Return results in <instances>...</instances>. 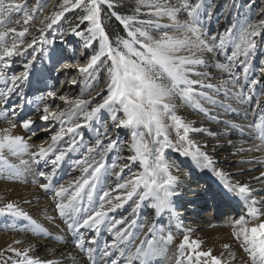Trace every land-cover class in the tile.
Here are the masks:
<instances>
[{
	"label": "snow or ice",
	"instance_id": "1",
	"mask_svg": "<svg viewBox=\"0 0 264 264\" xmlns=\"http://www.w3.org/2000/svg\"><path fill=\"white\" fill-rule=\"evenodd\" d=\"M45 3L51 0L31 8L28 0H0V123L6 125L0 127V174L32 175L38 190L51 193L46 219L60 218L72 246H53L41 256L38 241L50 236L49 230L16 200L0 197V216L11 217L7 227L26 234L0 248V264H264V197L259 194L264 191V90L256 96V86L264 84V58L254 63L258 51L264 57V7L252 12V4L246 5L251 14L241 22L233 0L223 17L229 26L209 32L206 20L215 4L208 0H134L128 14L120 0H59L33 28ZM106 10L125 30L114 43L104 24ZM69 13L74 19L58 36L82 42L78 51L85 63L71 80L79 91L72 98L57 90L28 97L24 85L34 53L39 46L47 55L48 36L63 27ZM17 59L24 61L19 74L12 71ZM244 104L254 105L245 109L252 116L246 126L220 118L218 109L238 113ZM181 105L223 123L226 131L241 136L247 131L250 140L234 153L240 157V178L228 179L215 164L208 145L196 136L219 137L178 114ZM38 121L49 135L34 145L17 129L35 136ZM84 127L95 132L89 144L79 131ZM121 129L129 132L126 141L119 138ZM167 149L211 170L225 195L243 202V214L229 221V239L219 249L193 239L191 229L181 231L173 198L181 194L182 177L173 173L176 165L167 159ZM74 152L80 154L72 161L78 175L60 183L62 162ZM110 153L115 159L109 163ZM11 157L19 164L9 163ZM248 164L256 167L246 169ZM149 204L155 215L140 219L141 207ZM121 209L127 214L116 215ZM164 214L167 226L157 219ZM102 233L108 240L101 244Z\"/></svg>",
	"mask_w": 264,
	"mask_h": 264
},
{
	"label": "bare ground",
	"instance_id": "2",
	"mask_svg": "<svg viewBox=\"0 0 264 264\" xmlns=\"http://www.w3.org/2000/svg\"><path fill=\"white\" fill-rule=\"evenodd\" d=\"M36 4L37 3L35 2L33 6ZM79 66H81V64H78V61H68V68L64 67V70L62 68L58 69V67V70L55 68L52 71L55 73L52 83L57 82V86L58 84H61V87H53L56 84H52L50 87H45L44 90H41V95H45L48 90H57L58 92H63L65 95L67 93V96H70V93L73 91L72 89L75 87L65 86V81H57V78H59L58 75H60V72L65 74L67 73V75H69V72L71 71L76 73ZM35 83L36 80L33 84ZM28 84L31 85L29 82ZM34 86L36 89L37 84ZM24 87H26V84ZM26 90L28 91L26 93L28 97L34 98L37 94V90L35 92H33V89ZM219 99L223 100V95H221ZM57 103L59 104L61 102L57 101ZM234 106L236 105L234 104ZM247 106L248 105L240 106L238 113H226L223 109H218V112L222 120H229L238 124L242 123L246 126L247 122L252 119L251 114L245 111ZM205 107H211V105H205ZM28 111H31V108H29ZM178 114L185 119L194 120L198 124H202V126L208 127L216 132L219 139L213 136H206L202 138L199 134H197L196 138L201 140L202 144L208 145V151L211 153L213 161L224 171L225 176L228 179L240 178L239 172L237 171L238 168H240L238 163L240 157L234 155V153L241 144L250 140L247 131L243 136H241L238 130L229 129L226 131L223 123L218 124L214 121H210L205 118L203 113L184 105L180 106ZM41 124H44V122L38 121L34 127L36 128ZM4 126L6 125L0 123V127ZM17 131L25 134L26 137L30 136L31 142L34 145L41 144L42 142H38V140L40 141V138L46 134V132L41 131L40 133H37V135L31 136L30 133H24L23 129H17ZM229 140L237 147H232V144L228 143ZM166 153L167 159L175 162L176 167L172 169L173 173H178L182 177V186L179 189L181 194L178 197L173 198L175 214L179 216V219L182 222L181 231L191 229L193 239L203 240L205 242V247H213L214 250L219 249L220 242L227 241L229 239L231 231L229 221L234 218H238L239 215L243 214V202L239 201L235 197H232L231 194L225 195V189L220 178L214 175L211 170H203L197 167L190 158L179 156L175 150L167 149ZM260 158L264 159V157ZM23 159H28V157L25 155ZM72 161L73 159L69 160L68 157H66L65 162H62L59 176L56 178L60 183L72 179L74 175H78V173L73 172ZM9 163L19 164V160L15 157H11L9 158ZM0 167H3L2 162H0ZM254 167H256V165H245L246 169ZM139 170L142 169H133V171ZM125 173L127 174V170H125ZM33 193H35V196ZM259 194L261 197H264V191H260ZM0 197L7 200H16L21 204V207H23L26 211H29L39 223L49 230L51 235L43 237L38 241L39 248L37 250L41 256L45 254L48 248L53 246H67L68 248H71L72 234L63 231L65 225L60 218L57 217L55 223L46 219L45 212L43 210L48 209V215L51 214V209L49 207L52 200L51 193L45 194L42 190H38L36 185L33 183L32 175H22L18 178H13L11 176H6V174H0ZM37 197L39 198L40 203L36 202ZM22 198L29 199L32 203L25 204L23 203ZM130 203L131 202L129 201V204ZM127 207L128 205H125V208ZM120 214L126 215L127 213L124 209H121L116 215ZM138 215L140 219L146 220L153 217L155 214L149 204L148 206H142ZM157 219H160L165 226L169 224V216L167 214H164L162 217ZM10 220L11 217L0 216V248L6 247L7 244L11 243L14 239L25 238L26 234L22 231L14 232L7 227L8 221ZM175 224L176 221L172 220L171 226L174 232L176 231ZM27 235L34 236L35 234ZM177 238H182L180 233H177ZM58 240L59 243H57ZM105 240H108V234L102 233L100 237L101 244ZM153 264H157V262L154 261Z\"/></svg>",
	"mask_w": 264,
	"mask_h": 264
},
{
	"label": "rangeland",
	"instance_id": "3",
	"mask_svg": "<svg viewBox=\"0 0 264 264\" xmlns=\"http://www.w3.org/2000/svg\"><path fill=\"white\" fill-rule=\"evenodd\" d=\"M17 2L24 3L25 1L17 0ZM35 2L36 3L43 2V0H28V6L30 8L33 7V4ZM58 2H59V0H51V3H45L44 9L36 17V20L34 19L32 21L33 28L39 27V21L42 20L44 18V16L48 15L52 10H54V8L58 4ZM208 2L215 4V10L213 12L211 19L206 20L207 29L209 30V32H216L218 30L223 31V29L225 27L229 26V22L225 21L223 19V17L225 15V13L229 11L230 6L233 3V0H208ZM120 3L124 6H126L123 9L124 14L130 13L132 7L134 6V0H120ZM236 3L240 6V12L237 14V19H240L241 22L243 21L244 14L249 13V8L246 7V5H248L250 3L252 4V12H256L260 8L264 7V0H236ZM108 11H110V10H106L104 13V22H108L112 19H115V18H110L108 16ZM249 14H251V13H249ZM14 17L20 18L21 14H14ZM141 18H147V17L142 16ZM73 19H74L73 14H71V13L67 14L66 19L63 21V27L59 28L57 30V32H53L51 35L48 36V40L50 41V43L45 46V50L47 51L46 56L42 55L40 47L39 46L37 47V51L34 53V55L36 56V60L33 61L32 68L29 70L28 82L31 83V85H29L28 82L26 83V87H24L25 93L28 92L26 89H33V92H35L37 90V94L34 96V97H37V96L41 95L40 91L44 90L45 87H50L52 84L53 85L56 84L53 87L57 86V83H52L53 78H51L48 74V71L50 70V68H53V70H54L55 68L57 69V67H58V69L62 68L64 70V65L65 64L68 65V61L69 62L70 61H72V62L78 61V64L80 63L81 66H83V64L85 63L83 58L79 56L78 50H81V45H82V42L79 40V38H77L75 36H66V37L58 36V32L64 31L67 28L68 24ZM229 19H231V17ZM114 24H118L117 20L115 21ZM121 30L122 29L120 28V31ZM123 32H124V34L120 33L118 36L119 37H125V30L124 29H123ZM33 34H35V33H33ZM75 42H76V44H74ZM261 58H264V57H261L260 52L258 51L256 59L254 60V63L257 66L259 65V59H261ZM23 63H24V61L22 59H17L16 63L13 65L12 71L16 72L17 74H19L20 72H23L24 71V69L22 67ZM70 71H71V69H70ZM256 71L258 74V67H257ZM77 76H78V72L73 73L71 71V72H69V75H67V73L66 74L61 73L60 75H58L59 78H57V81L60 80V82H61V80H63V81H65V83H64L65 86L67 85V86L72 87L71 80L77 79L78 78ZM35 80H36L35 84H37L36 89L34 86L35 84H33ZM58 87H61V84H58L57 88ZM72 90L73 91L70 93V96H67V93H66L67 97L72 98L73 95L78 93V91H79V89L76 87L73 88ZM262 90H264V84H260V85L256 86L257 98H259V94ZM244 105H248V104H244ZM249 107H254V105H251V106L248 105L247 108H249ZM106 115L107 114H105V117H106ZM43 125L44 124H41V125L36 127L37 133L41 132ZM54 130H58V129H54ZM79 131L81 132V134L84 137V143L85 144H89L90 142H92L94 140L95 132L91 128L84 127L82 129H80ZM48 135H49V133H46L44 136H42L40 138V141L38 140V142H42L44 139L47 138ZM128 137H129L128 130H126V129L119 130V138L121 141H126V139ZM79 155H80L79 153H75V152L70 153L68 159L74 160V159L78 158ZM114 159H115V153H110L109 154V163L111 162V160H114Z\"/></svg>",
	"mask_w": 264,
	"mask_h": 264
},
{
	"label": "trees",
	"instance_id": "4",
	"mask_svg": "<svg viewBox=\"0 0 264 264\" xmlns=\"http://www.w3.org/2000/svg\"><path fill=\"white\" fill-rule=\"evenodd\" d=\"M124 12V11H123ZM115 19H112L108 22H104V24L106 25V31L109 33L110 35V40L114 43L116 38L119 37L118 35L121 33V34H124L123 32V28L121 27V25L118 23V24H114L115 23ZM120 28L122 29L120 31Z\"/></svg>",
	"mask_w": 264,
	"mask_h": 264
}]
</instances>
